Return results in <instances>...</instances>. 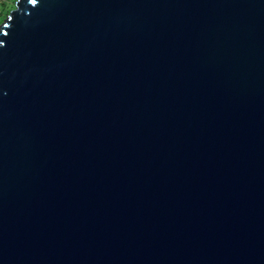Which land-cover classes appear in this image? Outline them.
Segmentation results:
<instances>
[{"label": "water", "instance_id": "water-1", "mask_svg": "<svg viewBox=\"0 0 264 264\" xmlns=\"http://www.w3.org/2000/svg\"><path fill=\"white\" fill-rule=\"evenodd\" d=\"M0 264H264V0H18Z\"/></svg>", "mask_w": 264, "mask_h": 264}, {"label": "trees", "instance_id": "trees-1", "mask_svg": "<svg viewBox=\"0 0 264 264\" xmlns=\"http://www.w3.org/2000/svg\"><path fill=\"white\" fill-rule=\"evenodd\" d=\"M17 1L18 0H0V18L1 16H8L10 12L15 9Z\"/></svg>", "mask_w": 264, "mask_h": 264}, {"label": "rangeland", "instance_id": "rangeland-1", "mask_svg": "<svg viewBox=\"0 0 264 264\" xmlns=\"http://www.w3.org/2000/svg\"><path fill=\"white\" fill-rule=\"evenodd\" d=\"M7 18V15H5V17L4 16H1V18H0V25L4 22V20ZM4 19V20H3Z\"/></svg>", "mask_w": 264, "mask_h": 264}]
</instances>
